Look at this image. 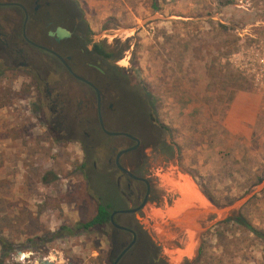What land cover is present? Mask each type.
Listing matches in <instances>:
<instances>
[{
	"label": "rangeland",
	"instance_id": "rangeland-1",
	"mask_svg": "<svg viewBox=\"0 0 264 264\" xmlns=\"http://www.w3.org/2000/svg\"><path fill=\"white\" fill-rule=\"evenodd\" d=\"M77 2L172 143L174 153L154 161L160 175L144 217L171 262L264 264V239L232 220L243 216L264 231V50L253 48L264 43V2L251 10L235 0ZM38 101L29 80L0 73V236L11 245L0 241V264H106L109 241L98 228L63 229L107 203L103 174H93L78 142L56 137ZM184 179L213 209L249 198L192 241L194 229L166 225L177 219Z\"/></svg>",
	"mask_w": 264,
	"mask_h": 264
},
{
	"label": "flooded vegetation",
	"instance_id": "flooded-vegetation-1",
	"mask_svg": "<svg viewBox=\"0 0 264 264\" xmlns=\"http://www.w3.org/2000/svg\"><path fill=\"white\" fill-rule=\"evenodd\" d=\"M105 45L92 37L77 0H0V73L16 71L34 84L56 137L78 142L93 174H103L108 213L95 229L109 241L106 264H173L151 227L164 237L144 218L160 175L154 161L173 146L150 100ZM184 194L177 218L207 212L200 193ZM189 228L194 238L198 230Z\"/></svg>",
	"mask_w": 264,
	"mask_h": 264
},
{
	"label": "water",
	"instance_id": "water-1",
	"mask_svg": "<svg viewBox=\"0 0 264 264\" xmlns=\"http://www.w3.org/2000/svg\"><path fill=\"white\" fill-rule=\"evenodd\" d=\"M248 198L249 197L241 199L230 206H225V207L214 206V209L208 212L193 210L185 216L179 217L174 220L166 221V225L176 230H180L183 228L188 229L189 227H195L197 228L198 232L201 234L203 231L207 229L208 227L206 225L207 222L212 220L215 217V215H217L218 213H222L223 215L222 219H224L225 217L229 215H233L232 210L236 206L244 204ZM42 261L44 262V264H51L50 261H47L46 259Z\"/></svg>",
	"mask_w": 264,
	"mask_h": 264
},
{
	"label": "trees",
	"instance_id": "trees-1",
	"mask_svg": "<svg viewBox=\"0 0 264 264\" xmlns=\"http://www.w3.org/2000/svg\"><path fill=\"white\" fill-rule=\"evenodd\" d=\"M154 3L156 6H158V0H154ZM102 47H104L103 52H105L106 56H110L114 59L117 58L116 55L114 54V52L110 50L109 46L105 45ZM207 196L209 198H211L210 195L207 194ZM107 207H108L107 203L106 204L101 203L98 207L97 214L93 218H91L87 221H79L73 227L64 226L63 229H66L69 232L73 231V229H74V231H86V230L94 229L97 225L103 223L106 220V215L108 213ZM232 220H236V221L242 223L243 225L248 227L252 232H254L256 235H258L264 239V231L259 230L257 227H255L252 223H250L243 216H239L237 218H232ZM0 241H3L1 236H0ZM3 245L7 248V250L11 249V245L8 244L7 242L3 241Z\"/></svg>",
	"mask_w": 264,
	"mask_h": 264
},
{
	"label": "built area",
	"instance_id": "built-area-1",
	"mask_svg": "<svg viewBox=\"0 0 264 264\" xmlns=\"http://www.w3.org/2000/svg\"><path fill=\"white\" fill-rule=\"evenodd\" d=\"M236 1V4L242 8H245L246 10H251V9H254V3L256 0H235ZM264 2V0H262ZM264 23V22H263ZM257 25H259V23L257 22L256 23ZM233 27L235 28L236 31H238V33L240 35H242V31L245 30V32H247L248 30V27H244V26H239V25H233ZM242 30V31H241ZM250 35L254 36L255 33L254 32H249ZM253 48L257 49L258 51H261V50H264V43H259V44H255L253 45ZM240 64V63H239ZM238 64V65H239ZM255 70V68L253 69ZM258 77V74L256 73V79Z\"/></svg>",
	"mask_w": 264,
	"mask_h": 264
},
{
	"label": "bare ground",
	"instance_id": "bare-ground-1",
	"mask_svg": "<svg viewBox=\"0 0 264 264\" xmlns=\"http://www.w3.org/2000/svg\"><path fill=\"white\" fill-rule=\"evenodd\" d=\"M121 33L123 31H120ZM119 34V33H118ZM121 35V34H120ZM185 180V184H184V189L188 192V194L192 197L198 198L200 196L199 192L197 191L196 187L194 186V184L190 181V180ZM183 184V183H182ZM186 185V186H185ZM203 200V199H202ZM203 205H204V209L208 211H212L213 208L211 206L208 205L207 201H203ZM193 239V238H192ZM195 241L199 240V232L195 234L194 239ZM192 240V241H193Z\"/></svg>",
	"mask_w": 264,
	"mask_h": 264
}]
</instances>
